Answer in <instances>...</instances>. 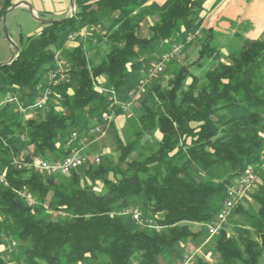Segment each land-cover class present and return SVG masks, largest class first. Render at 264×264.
Returning a JSON list of instances; mask_svg holds the SVG:
<instances>
[{"label": "trees", "instance_id": "1", "mask_svg": "<svg viewBox=\"0 0 264 264\" xmlns=\"http://www.w3.org/2000/svg\"><path fill=\"white\" fill-rule=\"evenodd\" d=\"M206 1L75 0L65 21L19 35L18 56L0 67V97L10 92L24 105L33 103L57 51L70 62L72 79L58 89L63 94L58 107L26 116L16 103L0 104V173L7 182L0 184V264H160L167 251L178 254L193 236L189 224L215 217L226 188L264 150V37L234 33L241 42L237 48L227 53L212 48L213 29L202 22L220 0L209 8ZM10 5L4 0L0 14ZM148 17L156 19L140 36ZM83 27L87 36L66 49L67 35ZM178 43L181 53L171 60L181 57L180 62L169 68L166 81L161 73L139 97L124 139L116 137L115 160L106 156L68 175L29 166L65 156V138L109 112L106 93L95 86H112L124 99L154 65L142 72L149 55L157 54V63ZM192 43L199 49L189 62ZM101 45L105 54L93 62L88 53ZM204 59L214 64L198 76L191 67ZM127 113L115 109L114 117ZM260 177L251 196L258 210L249 226L234 236L223 229L215 236L217 264H259L264 170ZM129 208H138L145 222L159 228L136 223L123 214Z\"/></svg>", "mask_w": 264, "mask_h": 264}, {"label": "built area", "instance_id": "2", "mask_svg": "<svg viewBox=\"0 0 264 264\" xmlns=\"http://www.w3.org/2000/svg\"><path fill=\"white\" fill-rule=\"evenodd\" d=\"M88 34L85 27L74 31L67 35V41H73L75 38ZM182 50V44H173L171 48L163 53L157 63L150 66L144 74L137 80L134 87L128 90L126 97L122 99L114 87L95 86L98 91H103L107 95L109 103L108 113L104 114L101 119L94 117L92 124L84 132L72 131L64 141L65 148L68 153L60 159L56 160H36L29 164L37 171L47 174L68 175L73 171H77L80 167L97 164L100 158L97 155L90 154V145L93 141L104 138L108 129L111 127L114 118L115 109L127 112L135 100L143 95L150 84L157 79L164 70V64L177 57ZM70 62L66 57L57 51L54 57V65L48 69L38 83L39 94L34 102L28 105L18 101L16 95L10 92L4 93L0 97V104L16 103L18 109L23 114H31L43 112L50 107H58L63 99V94L58 90L61 86H65L71 82L72 71ZM264 170V150L260 153L259 158L254 163L248 165L246 170L233 184L228 186L225 191V198L215 217L206 223L207 238L217 236L222 230L223 223L231 214L235 205L241 202L256 187L260 172ZM0 184L7 185V182L0 173ZM22 197L27 199L29 204L34 203V198L30 197L26 192H19ZM123 214H130L133 220L142 225L158 229L152 220H143L141 212L138 208H129L123 211ZM193 256L191 252L185 256L182 264H186Z\"/></svg>", "mask_w": 264, "mask_h": 264}, {"label": "rangeland", "instance_id": "3", "mask_svg": "<svg viewBox=\"0 0 264 264\" xmlns=\"http://www.w3.org/2000/svg\"><path fill=\"white\" fill-rule=\"evenodd\" d=\"M62 2H67L68 7L70 6V0H62ZM56 2H50V3H45L47 6L49 4L50 7H54L57 5L55 4ZM73 7L71 9L72 13ZM74 11H75V6H74ZM44 18L49 19L53 18L55 19V14L54 13H42L38 18L44 19ZM156 19V17H148L143 20V22L140 24V30L139 34L140 36H146L148 31H149V26L152 24V22ZM39 25V21H37L35 18L30 13L29 7L26 10H21L17 9L14 12L10 13L6 18L4 23L2 24V32L4 35V38L6 41L11 45L12 50L16 51L15 47H18L19 43L17 41V36L19 33L22 34H33L36 32V28ZM86 30L87 27H85ZM234 35V34H233ZM232 37L227 41L223 42L224 43V49L223 53H227L228 50H233L237 48L241 42L239 38H234ZM243 36V35H242ZM82 37L79 36L75 38L73 41H67L66 42V49H72L75 47L76 43L78 42V39ZM244 37V36H243ZM264 37V33H263ZM247 38V37H244ZM262 38V37H261ZM250 39V38H249ZM188 41V40H187ZM183 48V45H182ZM198 47L195 43H192L189 45L187 48V55H188V61L192 62L197 59V52H198ZM106 51V47L104 45L99 46L97 49H93L88 53V56L92 55L93 62H98L101 60V58L104 56ZM155 55H149L146 56L148 57L149 63H144L143 62V69L147 67L148 65L155 64ZM181 57H178L177 59L167 61L164 64V70L160 76L163 81H166L168 74H169V68L173 69V67L176 66L178 62H180ZM200 67H197L198 65L192 66L191 71L195 73L196 75H202L204 73L205 69L208 67H211L214 63L209 62L208 60H202L200 63ZM204 71V72H203ZM189 82V79L187 80ZM139 98L134 101L130 109L128 110V113L126 115H120L119 120H118V125H120L119 128H117L115 125L117 124V117L115 116L113 118V126H111L104 138L97 139L92 142L90 145V154L92 155H97L100 158V161H103V159L106 156H111L114 160L117 157V150H116V137H120L121 139H124L125 136V128L127 127L126 119L132 116H134L135 111L138 108L139 105ZM34 113L31 114H24L26 116H32ZM116 121V123H115ZM153 137L156 139L160 138V134L158 132H155L153 134ZM219 173L221 170H218ZM215 174H218L216 172ZM238 178H235L237 180ZM261 182V177L259 175L258 181L256 183V187L247 195L246 198H244L241 202L237 203L232 210L231 214L227 217L226 221L223 223L222 229L225 232L227 236H234L239 233V229H244L247 226H249V222L251 220L250 216H255L256 212L258 210V205L254 200L252 199L251 196L259 183ZM94 187L96 189H99L101 187V182L99 180H95L93 182ZM247 202V203H244ZM190 230L193 233L192 237H189L185 241H183L180 245L181 251L178 254L172 253L170 250L167 251L163 257L160 258L159 262L160 264H182L185 256L189 255L191 252L193 253L192 258L186 262V264H194L196 260L201 259L203 261L208 262L209 264H217L220 261L219 253L215 249V239L216 237H211L207 238L206 234V223H191L189 224ZM252 231V230H250ZM252 235H254L252 231ZM259 264H264V249L262 250L261 256L259 258Z\"/></svg>", "mask_w": 264, "mask_h": 264}, {"label": "crops", "instance_id": "4", "mask_svg": "<svg viewBox=\"0 0 264 264\" xmlns=\"http://www.w3.org/2000/svg\"><path fill=\"white\" fill-rule=\"evenodd\" d=\"M71 1L68 7L67 2H62V0H10L11 5L5 11L6 17L17 9L26 10L28 7L31 9L30 13L33 18L36 16L39 17L42 13H54L55 19L70 17L72 9ZM151 1L161 4L164 0ZM50 2H56L55 4L57 5L55 8L50 7L49 4L47 6L45 5V3ZM3 4L4 0H0V12ZM211 4L212 0H207L205 7L209 8ZM2 16L0 14V65L10 63L17 55V52L12 50L11 45L4 38L1 28L3 24ZM42 17L44 18V16ZM41 24L39 23L35 33L41 29ZM202 27L213 29V40L210 46L222 52L224 49L223 42H227L234 33H239L250 39L261 38L263 37L264 31V0H220L212 8L207 10ZM20 34L22 33L18 34L17 41H19ZM198 76H201V74ZM119 117L116 118L117 124L115 126L117 128L120 127L118 125Z\"/></svg>", "mask_w": 264, "mask_h": 264}, {"label": "water", "instance_id": "5", "mask_svg": "<svg viewBox=\"0 0 264 264\" xmlns=\"http://www.w3.org/2000/svg\"><path fill=\"white\" fill-rule=\"evenodd\" d=\"M71 6L73 7V10H72V13H71V15H73V13H74V0H72L71 1ZM29 10L31 11V9L29 8ZM71 15H70V17H71ZM5 18H6V12L3 14V16H2V19H3V23H4V21H5ZM69 17H65V18H59V19H53V18H49V19H41V18H38L37 16L35 17V19L37 20V21H39V23H42V24H49V23H53V22H63V21H65L66 19H68ZM15 49L17 50V55H16V57L18 56V54H19V47H15ZM15 57V58H16ZM15 58L13 59V60H15ZM12 60V61H13ZM11 61V62H12ZM8 64H10V63H7V64H1L0 65V67H2L3 65H8Z\"/></svg>", "mask_w": 264, "mask_h": 264}]
</instances>
